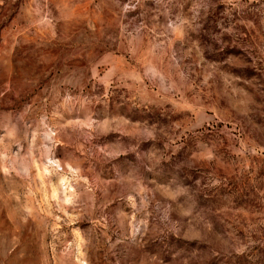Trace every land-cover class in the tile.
Returning <instances> with one entry per match:
<instances>
[{"label": "rangeland", "instance_id": "1", "mask_svg": "<svg viewBox=\"0 0 264 264\" xmlns=\"http://www.w3.org/2000/svg\"><path fill=\"white\" fill-rule=\"evenodd\" d=\"M0 264H264V0H0Z\"/></svg>", "mask_w": 264, "mask_h": 264}]
</instances>
